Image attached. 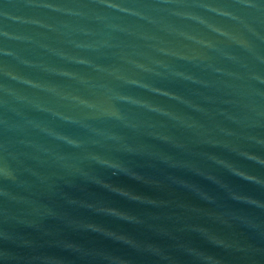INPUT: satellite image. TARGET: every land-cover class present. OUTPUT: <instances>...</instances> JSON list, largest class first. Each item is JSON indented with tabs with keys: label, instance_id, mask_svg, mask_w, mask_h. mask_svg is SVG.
<instances>
[{
	"label": "water",
	"instance_id": "1",
	"mask_svg": "<svg viewBox=\"0 0 264 264\" xmlns=\"http://www.w3.org/2000/svg\"><path fill=\"white\" fill-rule=\"evenodd\" d=\"M0 264H264V0H0Z\"/></svg>",
	"mask_w": 264,
	"mask_h": 264
},
{
	"label": "clouds",
	"instance_id": "2",
	"mask_svg": "<svg viewBox=\"0 0 264 264\" xmlns=\"http://www.w3.org/2000/svg\"><path fill=\"white\" fill-rule=\"evenodd\" d=\"M111 7H114V8H115V7H118V6H117V5H115V4H113V5H111Z\"/></svg>",
	"mask_w": 264,
	"mask_h": 264
}]
</instances>
